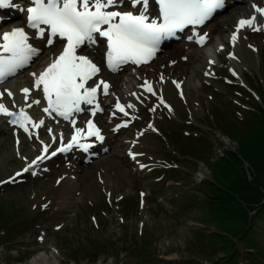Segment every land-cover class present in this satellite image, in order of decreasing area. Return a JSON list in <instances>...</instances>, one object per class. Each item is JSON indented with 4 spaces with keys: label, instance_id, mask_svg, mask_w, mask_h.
<instances>
[{
    "label": "rangeland",
    "instance_id": "rangeland-1",
    "mask_svg": "<svg viewBox=\"0 0 264 264\" xmlns=\"http://www.w3.org/2000/svg\"><path fill=\"white\" fill-rule=\"evenodd\" d=\"M221 34H223V32H221ZM215 38H217V36ZM255 39L258 43H262L260 47L261 52L256 56L249 50L251 56H246L244 69L250 66L253 70L259 71L261 75H249L248 79L255 84H263L264 86V81L261 80V78L264 79V34L255 36ZM194 82V86L188 85L193 95V99L190 103V110H192L194 114L193 124H187V120H192L190 116L187 120L174 118L175 122L172 124V130L171 132H167L170 129L165 121H162L161 128L167 132L166 137L171 146L167 148V142L160 141L161 144H158L154 149V142H156L158 138H154V142L150 139L147 142L150 148V155L161 153V157L173 161L177 154L173 151L172 141L177 144L179 148L178 138L184 135L183 131L185 129L198 132L202 135L207 132L210 136H213L214 133L211 131L210 127L207 126L211 121L219 128L221 127L222 130L226 129L228 132L236 131V129L239 128V126L236 125V129L233 130L231 127H226V124L233 122L232 116L235 113V108H238L235 103H237V101H243L244 99V97L241 98L240 95L237 94V92L242 91V89L240 87H231L221 80H210L213 84H207L204 89L202 87L199 88L197 80ZM258 88L261 89L260 85H258ZM197 93H199V95ZM201 102L203 107L201 106ZM178 104L180 108L184 110L182 114L184 116L188 115V107L182 101L178 102ZM166 116H169L168 111L163 115L164 119L168 118ZM148 117L149 115L146 114V119H148ZM151 120L153 119L150 118L146 122ZM196 120L198 121L196 122ZM144 123L145 121L138 123V125L140 126ZM240 125L241 128L238 133L241 138L258 139L261 135V128L257 122H242ZM219 136L226 141L221 145L222 151H220V147L215 148L217 152L220 151V153L217 154L222 161V164L217 162L216 167H222L224 169L221 177L222 181L219 185L214 184L209 186L207 184V180L211 176L210 170L204 162H201L198 169L195 167V161L197 159L191 155L194 153V150L189 147L187 149H189L190 155L185 158V161L188 163L187 170H168L162 167V165H159L161 168L153 171L151 177L148 179L139 178L132 174L133 171L131 172L126 168V163L123 161L126 156L121 158L114 157L119 161H107L109 167L103 161L101 164H94L80 174V177L83 176L85 181L82 180L80 183L81 187L78 189L80 192L69 198V200H73L74 198L77 199L73 211L67 208L66 213L54 211L55 205L53 203L61 198V192H56L53 188L55 187V175L40 180L41 182L37 185H30L28 183L19 185L13 189L8 186L1 188L0 219L1 216L3 218L7 217L8 222L6 224L0 223V242L2 243L0 246L2 251H0V253L5 255H0V264H31L30 260L34 255L38 256L40 253L44 254L47 252L52 257L53 261L55 258L61 264H111V262H115L116 258V254L113 250H118L120 253H123L128 251V249H136L144 241L149 239H156V242L161 248L171 252H179L181 255H187L188 252H192V254L197 252L203 256L209 257L208 254L210 253L209 251L212 244L210 242L208 244V240L203 239L202 235H208L213 232H217L219 236H223V234H221V231H214V224L208 226L209 224L206 223V219L201 216V209L204 207L203 199L211 200L210 195L218 192L223 193L220 195L222 203L233 206V212L231 214L219 216L217 205L215 204V212L210 214L208 221L212 223L215 221L216 217H222V219L225 220V227H223L224 231L229 235H232L230 234L231 232L238 231V228L244 225L242 229V231L245 230L242 237V246L239 248L243 254L239 253L238 257H236L238 264H247V261H254V258L260 260L261 254L264 252V206L263 208L261 207L264 203V195L259 202H255L253 198L250 203L246 202L245 204L254 208L259 207L257 209V216L261 219H257L255 225L258 230L257 234L260 241L254 238L255 226L253 222L252 224L254 227L247 229L251 224L250 216L241 217L236 211L239 205L238 201L243 199L242 193L249 191L251 184H253L255 189L264 193V184H258V177L264 174V165L262 163H260V165L257 164V162H261L260 159L264 154L262 153L264 145L260 150L253 153V158L256 157L258 161H254L253 158H245L242 160L243 163L231 162L232 164H228L232 154H236L238 157L241 156L239 152H236L239 151V146L241 145L239 139L237 137L234 138L233 135L231 138L227 136L223 137V135L221 136L220 134ZM188 140H191V138L189 137ZM120 152L122 155L124 154L122 150ZM205 159L206 161L212 159L211 152L207 154ZM102 166L106 169L103 170L101 179L105 180V175L110 174L109 182L111 184H106V189L112 192L117 190L115 194L119 198L114 199V197H116L114 196L112 199L108 200V196L106 197V194L100 189H97L98 193H96V188L102 186V184H99L100 181L96 177V173L101 170ZM226 166L227 168H225ZM112 170L122 174L126 171L128 175H131L135 184L136 193L139 188L142 187L149 190L150 188L148 185L153 183L162 186L161 192L159 194H156L157 192L148 194L150 195L147 202L148 207L145 209L138 208L132 200L136 199L137 195H131L135 196V198H132L131 205H128V203L125 202V199L128 197L123 199L122 196H119V194L125 193V188L122 185H112ZM184 172L188 174L186 184L173 185L168 180V177H172L174 174L183 175ZM192 173L197 180L203 179L202 182H196ZM59 174H61V172H59ZM160 175L165 177V179L157 180ZM203 176L205 178H202ZM213 176L216 181L220 182L217 173H213ZM163 182H165L164 186ZM153 189L154 187L151 188L152 191ZM45 190H48V196L54 198L52 202L53 205L51 204L49 206L50 208L48 207L47 212L40 208L43 206L42 203H40V199L37 200ZM34 193H36L35 197L33 199L30 198ZM88 193H94L95 198H89ZM8 194L15 195V198L13 200H6L5 198L8 199V197H6ZM156 195L164 196L159 198ZM186 196H188L187 200L192 202V205L187 209L184 208ZM46 200L47 198L43 199V201ZM162 203H164V207L158 208ZM236 217L244 219V222L240 223L236 220ZM198 220L203 222L202 224L205 226L198 222ZM60 222H64L63 227L60 230H56L55 225ZM142 222H145V225H142ZM198 231H203L204 233L201 234ZM45 233H47L46 236H42ZM194 233L197 240L194 238ZM167 236L172 238L171 245H167L169 241L167 239H163V241L158 239ZM44 238L45 241L42 246L48 248H36V246L42 242L40 240ZM226 239L229 240L232 238L226 237ZM236 240L239 242V239ZM253 243H257L258 249L252 250L249 253L244 252L248 250V246ZM56 246L59 251L53 253ZM155 253L157 254L156 251ZM205 253L206 255H204ZM137 254L129 256L131 264H136ZM139 254L145 255L146 253L142 252ZM220 256H223V251L221 249L213 253L211 257L219 258ZM210 263L214 264L213 262ZM137 264L140 263L138 262Z\"/></svg>",
    "mask_w": 264,
    "mask_h": 264
},
{
    "label": "snow or ice",
    "instance_id": "snow-or-ice-1",
    "mask_svg": "<svg viewBox=\"0 0 264 264\" xmlns=\"http://www.w3.org/2000/svg\"><path fill=\"white\" fill-rule=\"evenodd\" d=\"M157 2L158 19L149 17L150 0H129V7L136 11L115 10L119 0H29L30 6L18 9L27 13L26 25L35 30L32 39L44 40L47 46H53L57 41L62 45L59 54L54 56L42 71L38 74L31 73L33 88L42 91L43 99L47 102L43 112L49 116L55 113L69 121L74 128L67 143H64L61 134V146L51 153L52 156L74 147L87 151L92 145L82 141L88 137H95L97 141L104 140L100 128L92 119L86 121V128L76 127L74 114L87 111L82 105L93 106L90 109L92 116L103 111L97 101V95L101 91L107 95L110 88L106 80L94 79L101 72V67L91 58V53L84 52L83 49L96 46L103 38L106 43L104 63L112 72L119 71L123 65L129 63L146 64L155 56L162 40L174 36L178 30H183L189 25H203L217 9L225 5V0H157ZM10 7H17L14 0H0V9ZM253 9L264 16V7L253 4ZM256 19V15L240 19L231 41L235 43L238 33L245 27L259 31V27H254ZM207 40V33L196 37V42L201 46ZM222 48L221 45V50ZM39 54L40 49L30 43V36L25 27L18 26L0 32V81L29 65ZM89 81L92 83L89 84ZM141 87L156 95L148 81ZM176 87L180 88V84L176 83ZM5 91L9 97L13 95L9 90ZM21 91L27 100L31 89L25 87ZM3 95L4 93L0 92V97ZM160 102L164 103L162 97ZM40 103L39 99H35L26 107L31 108ZM115 107L125 116L128 115L125 106L119 101ZM127 107L132 108L134 105L128 104ZM0 114L11 117L10 122L25 132H29V125L33 129H39L45 124L43 119L33 120L25 108H20L17 112L10 110L3 103H0ZM48 132L51 133L50 128ZM29 134L31 135L30 132ZM52 140L55 142L56 137L53 136ZM40 143L43 145L41 154L23 168V172H28L33 165L48 158L47 153L51 145L43 140ZM15 175L20 176L21 172ZM9 179L14 181L15 177ZM7 182L9 181L0 180V183Z\"/></svg>",
    "mask_w": 264,
    "mask_h": 264
},
{
    "label": "bare ground",
    "instance_id": "bare-ground-1",
    "mask_svg": "<svg viewBox=\"0 0 264 264\" xmlns=\"http://www.w3.org/2000/svg\"><path fill=\"white\" fill-rule=\"evenodd\" d=\"M219 28H220V26L217 25L216 29H219ZM245 38H247V40L251 41L255 47H258L256 42L251 37H245ZM239 45L240 44H238V46ZM241 50L244 52V45H242ZM235 51H236V49H233L232 50V54H234ZM14 86H15L16 89H18L20 84L16 83V84H14ZM185 95H186V97H189L188 93L186 91V87H185ZM16 153H17V151L13 149L12 152H9L6 155H1L0 180H4L5 178H7L9 176H12L14 173H17L16 172L17 169L9 171V168H8V165L10 163L8 161V159L10 157L14 156V155L16 156ZM36 156H38V153H37V150H36V145H32L31 149H30V152L27 155H25L23 157V159H22L23 160V165H27ZM77 184H78L77 180L74 181V180L70 179V176H68L66 178H63L62 180H59L57 182V184L54 185L55 187H53V188H54V190L56 192L60 191L62 197H66L67 195L72 194V193H74L76 191ZM47 195H48V190H45L41 194V196H39L37 198V200L41 199V198L46 199ZM39 245H41V244H39ZM57 251H59V249H57ZM55 252L56 251H53V253H55ZM30 263L31 264H59L56 260L55 261L52 260V257L48 254V252L44 253V254L40 253V254H38V256L34 255V257L30 260Z\"/></svg>",
    "mask_w": 264,
    "mask_h": 264
},
{
    "label": "trees",
    "instance_id": "trees-1",
    "mask_svg": "<svg viewBox=\"0 0 264 264\" xmlns=\"http://www.w3.org/2000/svg\"><path fill=\"white\" fill-rule=\"evenodd\" d=\"M264 114V113H263ZM260 121V120H259ZM262 123H264V118L260 121ZM261 135L259 136L258 139L256 138H249L246 139V137H242L241 139H239V143H240V149H239V154L242 156V158H248V159H252L254 154L256 151L260 150L262 148V146L264 145V127L261 128ZM238 135L240 136V134L238 133ZM262 140V141H261ZM262 153H264V147L262 148ZM249 156V157H248ZM232 161H228V164H232L231 162H242V159L240 157H238L236 154H232ZM230 157V158H231ZM254 161H258V159L256 157L253 158ZM261 162H257L258 165H260V163H262L264 165V154L262 156V158L260 159ZM229 166V165H228ZM258 184H264V174H261L258 177ZM244 197L248 202H251L252 199H255V202H259L261 200V198L263 197L264 193L258 189H255V187L253 186V184L250 185V190L244 192ZM229 214L227 210H225L221 216L227 215ZM237 220V219H236ZM225 220L222 219V217H220L219 220V224L220 225H225L224 224ZM241 223V222H240ZM244 225L240 226L238 228V231H235L236 234L239 233H243L244 231H242ZM234 243H231L230 248L231 250L229 251H233L232 257L237 256L238 251L235 250L234 251Z\"/></svg>",
    "mask_w": 264,
    "mask_h": 264
}]
</instances>
